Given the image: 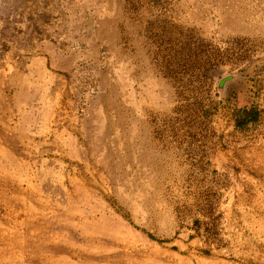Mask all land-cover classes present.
Wrapping results in <instances>:
<instances>
[{
  "label": "rangeland",
  "instance_id": "374dc122",
  "mask_svg": "<svg viewBox=\"0 0 264 264\" xmlns=\"http://www.w3.org/2000/svg\"><path fill=\"white\" fill-rule=\"evenodd\" d=\"M0 264H264V0H0Z\"/></svg>",
  "mask_w": 264,
  "mask_h": 264
},
{
  "label": "water",
  "instance_id": "95a60500",
  "mask_svg": "<svg viewBox=\"0 0 264 264\" xmlns=\"http://www.w3.org/2000/svg\"><path fill=\"white\" fill-rule=\"evenodd\" d=\"M232 77H234L233 75H227V76H224L220 81H219V84H218V89H222V85L229 79H231Z\"/></svg>",
  "mask_w": 264,
  "mask_h": 264
},
{
  "label": "trees",
  "instance_id": "16d2710c",
  "mask_svg": "<svg viewBox=\"0 0 264 264\" xmlns=\"http://www.w3.org/2000/svg\"><path fill=\"white\" fill-rule=\"evenodd\" d=\"M252 111H250L249 109H245L242 111V115L245 117H247V115L251 114ZM254 115V114H253ZM253 115H251V118H253ZM241 119V118H240ZM246 122V120H245Z\"/></svg>",
  "mask_w": 264,
  "mask_h": 264
}]
</instances>
